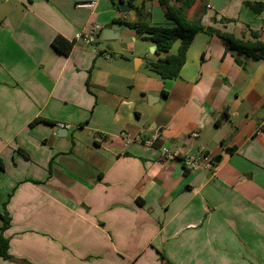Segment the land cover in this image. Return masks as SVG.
I'll return each mask as SVG.
<instances>
[{
	"label": "crops",
	"instance_id": "crops-1",
	"mask_svg": "<svg viewBox=\"0 0 264 264\" xmlns=\"http://www.w3.org/2000/svg\"><path fill=\"white\" fill-rule=\"evenodd\" d=\"M184 1L190 22L237 38L264 31L263 13L240 21L236 36L213 0ZM246 1L264 2L237 5ZM136 21L171 27L158 0H0L9 254L29 264H158L157 251L172 264H264V59L200 33L179 77L160 80L146 62L169 52L149 53L154 44L124 24ZM92 24L101 28L92 45L72 40ZM104 26L109 42L100 40ZM56 36L72 43L67 56L51 48ZM37 118L55 125L30 127ZM165 147L202 153L213 166L187 171L161 158Z\"/></svg>",
	"mask_w": 264,
	"mask_h": 264
},
{
	"label": "trees",
	"instance_id": "trees-1",
	"mask_svg": "<svg viewBox=\"0 0 264 264\" xmlns=\"http://www.w3.org/2000/svg\"><path fill=\"white\" fill-rule=\"evenodd\" d=\"M160 6L163 8L164 17L170 22L171 27L162 26H148L144 22H126L125 26L129 29H134L144 40L152 42L155 46V55L167 54L172 46L179 42L177 51L174 55L169 54L164 57H158L154 61L146 63L147 69L156 75L160 80H174L179 77L181 67L184 65L187 50L195 35L203 33L209 36H216L219 38L226 50L234 55H242L254 60L264 59V31L257 32L248 30V38H237L231 33L222 32L209 26H205L200 22H190L186 19L182 10V5L185 4L184 0H175L180 3V7L170 5V0H158ZM131 5V2H128ZM244 6L254 15L264 14V2H244ZM220 23L225 21L228 23L230 20L221 19ZM50 46L57 53L67 56L72 48V43L68 42L61 36H56L52 39ZM165 95V93H163ZM226 114L223 113L221 118H225ZM220 118V119H221ZM44 122L55 125L46 120L37 118L30 122L29 126L32 127L36 123ZM160 141L156 139L154 147L159 145ZM228 153L234 151L233 148L226 150ZM19 152L27 158V155L19 150ZM0 168L2 165L0 162ZM5 204L3 205V207ZM0 258L5 261L15 262L17 264H29L23 260H16L9 254V239L4 235L6 229L10 225V218L6 211L0 213ZM161 264H172L165 257H159Z\"/></svg>",
	"mask_w": 264,
	"mask_h": 264
},
{
	"label": "built area",
	"instance_id": "built-area-1",
	"mask_svg": "<svg viewBox=\"0 0 264 264\" xmlns=\"http://www.w3.org/2000/svg\"><path fill=\"white\" fill-rule=\"evenodd\" d=\"M100 30L101 28L99 25L92 24L91 26L76 32L73 35L72 40L83 45H92L96 41ZM59 127L61 128L62 125L59 124ZM122 136L125 138L124 134H122ZM192 137H195V134H192ZM133 141L146 146H153L156 137L151 136L148 138H142L140 136H135ZM160 156L166 162L179 161L183 168L190 172H194L200 168L210 169L213 166V161L207 155H203L202 153L197 155H185L179 149L165 147L160 149Z\"/></svg>",
	"mask_w": 264,
	"mask_h": 264
},
{
	"label": "rangeland",
	"instance_id": "rangeland-1",
	"mask_svg": "<svg viewBox=\"0 0 264 264\" xmlns=\"http://www.w3.org/2000/svg\"><path fill=\"white\" fill-rule=\"evenodd\" d=\"M216 3V7L215 9L218 11L219 9L222 10L221 13H218L219 15V20L221 19H225V20H230L229 22L231 24H233V30H234V34L237 36L240 34V30L242 28L240 21H249V17L254 18V16L252 15V13L248 10L245 9L244 4L242 3V6L237 5V1L238 0H213ZM227 16L233 17L231 19H228ZM227 22L225 21L224 24H226ZM238 37V36H237ZM179 45V42H176L172 48L169 51V54L174 55L177 51V47ZM148 52L152 54V51L150 48H148ZM147 63V62H146ZM157 256H158V264L160 263L159 257L163 256V253H161V251H157ZM134 260H132L131 262H133ZM144 261V260H143ZM130 262V263H131ZM128 260H123L121 259V261H118V264H130ZM139 264V263H138Z\"/></svg>",
	"mask_w": 264,
	"mask_h": 264
},
{
	"label": "water",
	"instance_id": "water-1",
	"mask_svg": "<svg viewBox=\"0 0 264 264\" xmlns=\"http://www.w3.org/2000/svg\"><path fill=\"white\" fill-rule=\"evenodd\" d=\"M117 8L120 10L121 13H126L130 10V7L128 6H125V4H123L122 2H117ZM109 26H104V28L102 29V32H101V35H100V40L101 41H104V42H109L111 41L110 40V37H108L110 35V30H109ZM152 53H154L155 51V46H153L152 48H150ZM157 98L154 97V96H151V95H148L147 96V101L149 104H151L150 102L153 101V100H156ZM54 130L56 131L57 135H66V129L65 128H54ZM218 158L215 159L214 163L215 162H218Z\"/></svg>",
	"mask_w": 264,
	"mask_h": 264
}]
</instances>
